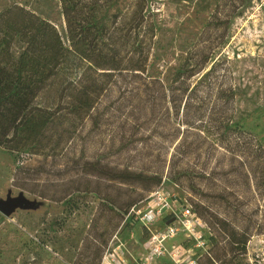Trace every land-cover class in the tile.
<instances>
[{"label":"trees","instance_id":"16d2710c","mask_svg":"<svg viewBox=\"0 0 264 264\" xmlns=\"http://www.w3.org/2000/svg\"><path fill=\"white\" fill-rule=\"evenodd\" d=\"M54 1L60 26L27 4L0 10V147L11 154L61 157L89 121L87 136L106 135L113 154L73 159L86 175L151 191L161 188L168 165L171 180L190 179L191 190L203 199L193 211L210 231L198 263L233 264L246 256L253 231L264 227L255 212L244 211L253 198L264 202V172L253 170L262 164L264 141L234 120L228 108L236 99L232 86L195 81L209 55L191 46L170 73L151 74L161 16L153 0ZM152 126L170 153L160 155V169L149 172L140 162L151 154L139 146ZM23 166L19 171H28ZM195 178L208 184V200ZM244 187L250 197H243ZM142 200L113 203L112 210L121 222ZM100 260L101 253L86 264Z\"/></svg>","mask_w":264,"mask_h":264},{"label":"rangeland","instance_id":"374dc122","mask_svg":"<svg viewBox=\"0 0 264 264\" xmlns=\"http://www.w3.org/2000/svg\"><path fill=\"white\" fill-rule=\"evenodd\" d=\"M153 1L161 16L150 73H170L179 54L191 46L203 48L209 55V63L195 81L207 82L210 78L213 82L218 79L225 89L232 86L236 99H231L228 108L234 120L264 141V0ZM14 3L27 4L42 17L59 26L62 23L60 8L54 0H0V10ZM213 67L217 69L209 76ZM116 95L115 92L113 96ZM90 128L88 121L61 157L11 154L0 147V264H86L100 253L102 264L111 248L119 254L125 253L132 262L143 257L145 239L150 232L132 221L130 214L120 222L111 205H123L132 199L143 198L137 207H144L159 187L147 191L143 185H121L86 175L82 166L73 159L83 155L91 158L96 154H113L108 149L106 135L94 132L87 136ZM155 131V126H152L143 132L144 141L139 146L151 154L140 162L149 172L160 169V155L170 153V146L163 145L162 138ZM111 161H114V156ZM121 161H127V156ZM248 161L251 167H255V160L250 158ZM42 163H46L43 170L29 171ZM228 164L230 162L227 161ZM21 165L28 167V171L20 172L18 167ZM253 170L264 172V158L259 169ZM193 182L200 193L208 187L207 183L196 178ZM145 185L150 186L151 182ZM192 185L190 179L181 182L171 180L166 166L160 187L171 194H179L195 210V202L203 199L191 190ZM203 193L204 197L207 196L206 191ZM251 193L244 187V198L250 197ZM259 205L261 212H258ZM13 207L11 215L5 216L8 208ZM244 211L255 212V219L257 217L264 225L261 197L259 203L253 198L252 204ZM119 222L120 226L112 235ZM167 223L160 221L153 231L164 229ZM252 234L247 255L238 256L233 264H264V227L260 231L255 229ZM188 239L186 235L179 234L169 239L167 246L172 249L186 244ZM189 249L188 254L180 259V264H192L194 261L199 264L198 258L204 251L195 244ZM158 260L172 264L169 258Z\"/></svg>","mask_w":264,"mask_h":264},{"label":"built area","instance_id":"2783aa9c","mask_svg":"<svg viewBox=\"0 0 264 264\" xmlns=\"http://www.w3.org/2000/svg\"><path fill=\"white\" fill-rule=\"evenodd\" d=\"M130 216L150 232V236L145 239L144 243L145 253L142 258L134 259L136 264H153L156 260L164 258H169L172 264H180L182 262L180 259L188 254L191 245L195 244L199 249L206 250V235L210 230L203 225L188 201L182 199L179 194H171L161 188L152 193L144 207H134ZM168 217L171 220L164 226V229L154 232L155 225L160 221H166ZM179 234H184L189 238L186 244L169 249L167 241ZM130 263L128 255L119 254L112 248L102 261V264ZM192 264H197V261Z\"/></svg>","mask_w":264,"mask_h":264},{"label":"water","instance_id":"95a60500","mask_svg":"<svg viewBox=\"0 0 264 264\" xmlns=\"http://www.w3.org/2000/svg\"><path fill=\"white\" fill-rule=\"evenodd\" d=\"M13 211H14V207L13 208H8V211L5 212V213L3 212V213L5 214V216H10Z\"/></svg>","mask_w":264,"mask_h":264},{"label":"crops","instance_id":"0c3cea01","mask_svg":"<svg viewBox=\"0 0 264 264\" xmlns=\"http://www.w3.org/2000/svg\"><path fill=\"white\" fill-rule=\"evenodd\" d=\"M130 264H136V263H134V262L131 261ZM153 264H166V263L163 260H156Z\"/></svg>","mask_w":264,"mask_h":264}]
</instances>
